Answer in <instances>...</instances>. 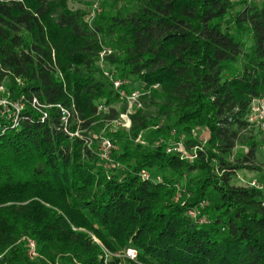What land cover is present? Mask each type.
Returning <instances> with one entry per match:
<instances>
[{
	"label": "trees",
	"instance_id": "trees-1",
	"mask_svg": "<svg viewBox=\"0 0 264 264\" xmlns=\"http://www.w3.org/2000/svg\"><path fill=\"white\" fill-rule=\"evenodd\" d=\"M91 1L0 0V85L26 100L16 125L0 114V264H264V185L234 182L264 179V0H101L88 21ZM107 48L140 94L127 129L107 127L126 108Z\"/></svg>",
	"mask_w": 264,
	"mask_h": 264
},
{
	"label": "built area",
	"instance_id": "built-area-1",
	"mask_svg": "<svg viewBox=\"0 0 264 264\" xmlns=\"http://www.w3.org/2000/svg\"><path fill=\"white\" fill-rule=\"evenodd\" d=\"M100 10H101V7L99 4V1L96 0L90 7L86 19L90 21L97 13L100 12ZM110 52H111V49L107 48V49H103L99 53L98 65L101 69H103L104 75L107 76L108 80L112 83L113 88L118 93V97L126 103L125 110L119 114L118 118L115 119L113 123L118 124L119 126L127 129L130 126L129 113L132 111L133 106L137 103V98L139 97L140 94L138 91H133L130 93L126 92L125 89L123 88V85L127 81L120 79L119 77L115 76L113 72L108 71L106 63L104 61V57ZM25 103H26V100L23 95H21L17 99H11L9 97V94L5 86L3 84L0 85V107H1L0 114L8 118L13 125H16L18 123L20 113ZM29 103L35 110L38 111L40 115V120L43 121L44 118L47 116V113L45 111L46 105L40 103L36 97H32ZM56 106L59 108V111H60V118L62 121L63 130L69 136L79 135V130L72 131V130H69V128L67 127L68 119L70 115L69 109L59 104H56ZM254 112H259V117L263 119L261 124L264 126V98L256 99L252 101L250 105L249 115H248L249 122L253 123L256 121ZM139 139L140 138L138 137L136 140L140 141ZM91 140H92L91 138H88L85 140V143L89 146L92 142ZM115 148H116L115 145L112 143V141L109 138L103 137V136L100 137L99 142H98V155H99L100 160H102L103 162L104 168H108L109 165H112V166L118 165L117 163H110L109 153L111 150ZM167 151L168 152L177 151L179 152L181 157L191 158V155H189L186 152V150L184 149L182 145V142L180 141L175 142L172 147L167 148ZM141 176L147 177L148 173L143 170L141 171ZM248 184L251 186L259 187V188L262 187V185H259L258 183H256L255 180H252ZM176 187H177V190L180 189L179 185H177ZM197 213L198 211L196 209L189 210V214L192 217H195ZM28 247H29V255L34 256L35 255L34 242L30 240L28 242ZM136 254H137L136 249L132 247H128L125 250V255L131 260L136 259ZM105 257L107 258V253Z\"/></svg>",
	"mask_w": 264,
	"mask_h": 264
},
{
	"label": "rangeland",
	"instance_id": "rangeland-1",
	"mask_svg": "<svg viewBox=\"0 0 264 264\" xmlns=\"http://www.w3.org/2000/svg\"><path fill=\"white\" fill-rule=\"evenodd\" d=\"M95 1L96 0H93L88 4L89 9ZM98 1L100 4V7H102L101 6V0H98ZM124 85H128L127 89H129L130 91H134L137 89L135 83L133 85H131L127 81L126 83H124ZM121 102H124V101L120 99L119 101L114 103L113 106L117 109L121 105ZM254 116L256 119V121L253 122L255 124V129H254L255 131L254 132H256L258 137H262V139H263L261 144H260L259 152H258V161L261 163L264 161V126L261 124L263 119L259 117V112H254ZM107 127L109 128V130L123 129V127H121L115 123H110V124H108ZM105 132H106V130L97 128V129H94L91 133L94 136H105ZM115 147H116V145H115ZM111 161H112V158L110 157V163H113V161L112 162ZM112 167H113L112 165L108 166V168H112ZM252 180H255L256 183H258L259 185H264V179H259L257 177V174L254 171H250L248 169H242V170L238 171L236 179L234 180V182L237 184H245V185L247 184L248 185V183L251 182ZM94 240H96V239L94 238ZM106 253H107V256H110L109 252L106 251ZM120 256L127 257L125 255V251Z\"/></svg>",
	"mask_w": 264,
	"mask_h": 264
}]
</instances>
